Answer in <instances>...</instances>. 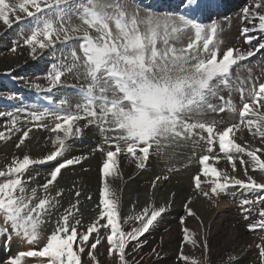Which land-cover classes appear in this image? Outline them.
I'll return each instance as SVG.
<instances>
[{"label": "snow or ice", "instance_id": "snow-or-ice-1", "mask_svg": "<svg viewBox=\"0 0 264 264\" xmlns=\"http://www.w3.org/2000/svg\"><path fill=\"white\" fill-rule=\"evenodd\" d=\"M181 5L182 12L153 9L136 0H0V22L5 26L10 28L14 22L30 18L27 33L22 34V44L14 43L13 53L27 47L29 55L36 59L38 54L55 49L58 44L67 47L74 40L78 42V47L62 53L43 77L48 91L61 86L62 78L67 75L87 81L78 90L79 102L74 106L68 99H62L53 102V107L23 110V120L11 112H0V116L10 118L8 135L0 131V140L22 133L15 144L16 149H21L34 127L46 128L53 134L50 139L54 147L42 160H35L27 153L22 158L14 155L0 169V240L10 245L15 239L28 246L27 250L10 256L6 264H27L26 258H35L36 264H83L85 253L91 264H101L96 253L102 241L107 244L109 259L130 264L126 251L130 242H137L133 252L140 249L139 238L165 208L149 204L140 214L124 218L125 224L131 220L137 223L130 230H124L120 197L112 187L113 180L122 179L119 171L122 156L130 157L138 169H144L152 154L160 155L172 143L191 140L195 149L203 142L207 145L206 154L199 156L200 169L193 180L197 190H201L203 183L210 184L211 188L210 192L201 190L200 194L210 199L232 186L244 191H264V182H257L248 171L250 167L252 171L264 173L261 158L264 148L250 149L237 142L238 134L246 129L264 144V82L253 80L251 69L247 80L238 77L233 81L232 77L233 67L264 50V43L246 53L235 47L223 49L224 26L197 19L206 7L205 0H181ZM241 11L242 21L252 24L251 28L243 27L241 35L245 43H251L250 32H264V0H251ZM249 83L251 87H245ZM32 87L42 86L33 82ZM222 90H228L227 99L220 94ZM233 90L239 91L242 107L237 108L234 103ZM215 100L219 103H214ZM21 111L17 109V113ZM237 112L239 120L234 122H226L222 117L208 119L210 114L235 115ZM47 117L54 120L53 126L41 123ZM81 121L86 122L84 127L95 125L103 139V145L96 149L104 156L99 169L98 212L86 229L81 230L82 214L81 218L77 214L82 193L76 190V202L46 232L43 225L51 222L52 213L60 206L58 198L63 195L62 189L55 196L51 191L62 170L81 159L64 158L68 141L82 133ZM21 124L31 126L24 128ZM217 143L233 172L239 161L246 180L229 176L209 163L218 164L221 159L214 152ZM240 154L246 155L249 161L246 163ZM51 161L56 166L48 172L45 182L29 189L28 185L39 175L28 176L31 167ZM168 178L157 176L152 188L161 179ZM239 203L247 220L253 205H264V197L241 199ZM190 204L191 197L185 205L187 215L196 216ZM258 215V222L248 224L250 231L257 227L264 229V206L259 208ZM180 223L184 225L185 220L182 218ZM182 233L178 260L183 264H202L199 258L183 251L185 245L201 246L196 234L186 226ZM203 247L207 253L206 241ZM257 249L259 264H264V245L257 244ZM203 264H208L206 255Z\"/></svg>", "mask_w": 264, "mask_h": 264}, {"label": "bare ground", "instance_id": "bare-ground-1", "mask_svg": "<svg viewBox=\"0 0 264 264\" xmlns=\"http://www.w3.org/2000/svg\"><path fill=\"white\" fill-rule=\"evenodd\" d=\"M250 3L249 0H231L228 2L227 7L230 6L233 12L237 13V19L234 16L231 17L229 28L223 25V49L232 46L240 50H253V48L250 49V47L244 48L241 46L242 43H239L240 35L236 40L231 42V44L233 43L232 45L228 46L227 40H232V36L228 37L226 32L232 26L233 20L235 22L234 25L242 24L241 27H252L250 23H240V18L242 17L241 10ZM28 19L23 20V23L24 21H28ZM19 23L20 22H14L12 27L9 28L0 22V45L4 43H8L9 47L14 45L15 37L12 36V31L20 27ZM27 24L28 23L25 22L21 27L29 26V24ZM241 27L239 34L241 33ZM260 33L264 32L253 31L250 32L249 35ZM74 41L70 42L68 45L73 44ZM43 53L38 54L36 59H33L29 55L27 47H20L15 53L1 50L0 48V112L5 114L11 112L15 115H19L21 120H23V110H30L26 107H28L27 104L30 102V100L27 101V99L29 96L31 97V91H42V93L50 99L51 103L62 100L58 92L55 91L59 88L52 89L50 92H54L49 94L47 92L48 90L45 89H32L30 91L26 88L25 84L23 86H16L13 84V88L20 87L23 89L19 95L14 96V98L17 99L15 102L12 101L14 100L12 94H8V92L16 94L17 90L2 91V89H6L10 85V83L4 81L5 79L8 81L9 79H12V81L16 79L20 82H29L31 81V76L36 77V72H39L41 69V64L38 63V60ZM51 65L48 66V69H50ZM259 67V70L257 68L253 70L252 76H258V72L264 70V63L260 64ZM241 76L246 80L249 73H245ZM78 80H80L81 83L82 80L86 81L83 77ZM81 83L76 82L78 85L72 84L66 86L68 88L79 85V87H82ZM66 86L63 90L65 94H67ZM67 95L68 97L65 98L68 100H72L75 104L79 102V99L73 95ZM35 108L37 109V106H35ZM17 109H21L22 111L17 113ZM31 110L34 109L32 108ZM213 115L215 114H212V116ZM218 117L219 119L222 117L226 122L239 120L238 113L236 115L221 113ZM0 119H3L4 122V126L0 127V131H4L5 134L8 135L6 128L10 126V118L4 115L0 116ZM41 123L51 127L54 124V120L51 117H47L41 121ZM85 123V121L79 122L82 133L80 136L73 137L68 141L69 148L64 153V158L80 157V162L63 169L61 175L58 177V183L51 191V195L55 196V192L62 189L63 195L58 198L60 200V206L52 213L50 218L51 222L43 225L44 229L48 232L55 227L56 219L64 213L65 209L76 202V190L82 193L79 197L80 213L77 214L78 218H81L80 214H82L83 228L81 230L86 229L94 216L97 215L99 190L101 187L98 173L104 156L101 151L96 149L97 146L103 145V139L95 125L84 127ZM30 126L31 124H21V127L24 128ZM21 134L22 133H14L11 134L10 139L0 140V169H3L14 155L22 158V156L27 153L35 160H42L45 155L54 150L50 139L53 134L46 128L34 127L25 145L21 149H16L15 144L18 142V138ZM203 135H205V133ZM237 142L250 149L264 148V144L261 143V140L258 139V137L253 138L246 129L242 134H238ZM104 147L107 149L106 145H104ZM206 147L207 145L201 142L200 145L194 149L191 140L172 143L164 148L160 155L152 154L149 166L144 169H138L135 163L131 161L130 157H121V167L119 171L122 175V179L118 178L113 180L112 187L117 189L118 195L121 197L120 220L124 230L128 231L132 227L137 226L135 220H131L125 224L124 218L140 214L149 204H152L156 208H165V211L154 221L149 230L139 238L140 242H142V247L140 249L133 252L132 248L137 242H130L126 250L129 253L127 259L130 264H183V262L178 260V257L183 242L182 228L185 226L196 234V238L201 244V246L197 248H193L191 245H185L183 251L186 255L197 257L202 263L206 255L208 264H259L257 244L264 245V229L259 227L251 231L248 229V224L256 223L258 220H245V214H242L239 202L241 199L257 200L260 197H264V191H244L238 186H232L220 192L218 195L211 196L210 199L205 198L200 194V191L210 192L211 185L203 183L201 185V190H197L194 185L193 177L199 173L200 165L198 157L206 154ZM193 151H195V155H193ZM214 152L219 155L221 159L218 164L215 161H209L212 166L218 167L229 176H235L239 179L246 180L244 168L239 165V161H236L237 170L233 172L232 165L223 157V153L219 152L218 143L214 146ZM240 155L245 159L246 163L249 161L246 155ZM261 158L264 159V155H261ZM57 159L60 160L61 158ZM157 164L161 166L164 165L167 168H173L174 170L176 169L177 172L172 174L173 170L170 176L164 171H161L162 173L159 171L157 172L156 169L159 170L156 168ZM55 166V161L33 165L31 171H29L27 175L36 176L37 173H39V175L28 185L29 189L43 184L48 172ZM82 166L85 167L82 168ZM248 171L257 182H264V173H261L259 170L252 171L250 167ZM165 175L169 178L167 180L161 179L158 181L157 187L153 189L151 186L152 181L156 179L157 176L163 177ZM89 196L95 200V203L97 198V204L93 205V202L91 203L88 199ZM189 197H191L190 207L196 213V216L187 215L185 205L188 203ZM262 206L264 205H253L252 211L248 214V217L249 215H257L259 208ZM196 217H199V219ZM182 218L185 220L184 225L180 223ZM233 218H235L234 221L232 220ZM45 219L48 220L49 218L45 217ZM205 241L208 245L207 253H205L203 247ZM16 242L17 241L14 239L9 245L6 241H0V264H6L4 260L7 248L9 250L7 254L10 255L15 252L14 246L19 250H26L28 248L26 244H21L20 242L16 244ZM153 249H156V251L153 252ZM96 254L101 264H118V260L115 258H108L106 247L103 245H98ZM83 264H91V261L86 255L83 259Z\"/></svg>", "mask_w": 264, "mask_h": 264}, {"label": "rangeland", "instance_id": "rangeland-1", "mask_svg": "<svg viewBox=\"0 0 264 264\" xmlns=\"http://www.w3.org/2000/svg\"><path fill=\"white\" fill-rule=\"evenodd\" d=\"M250 1L251 0H249V3H250ZM242 12V11H241ZM237 19V18H236ZM29 20L30 19H28V21H24V23H23V21H21L20 23H19V25H20V27H18V28H16V29H14V31H12V36H14L15 37V40H14V43H20V44H22V34H26L27 33V29H28V27L29 26H25V27H21V25H24L25 24V22L26 23H28L29 24ZM234 20H233V24H232V26L230 27V29L229 30H227L226 32H227V36L228 37H231L232 38V40L230 39V40H227L228 42H227V45L228 46H230V45H232L231 44V42H233L234 40H236V38L240 35L239 34V30H240V27H241V25L242 24H237V25H234ZM27 24V25H28ZM227 28H229V26L227 27ZM231 29H232V31H231ZM74 46V45H73ZM241 46L242 47H244V48H246L244 45H242L241 44ZM13 46H11V47H9V45H8V43H4V44H2V45H0V48H1V50H6V51H9V52H12L11 51V48H12ZM67 52V48H66V46H65V44H58L57 46H56V48L55 49H49V50H47V51H45L42 55H41V58L38 60V63L39 64H41V69H40V71L39 72H36V74H37V76L36 77H33V76H31L30 78H31V81H26V82H20V81H18V80H13L12 81V79L10 80L9 79V81L7 80V79H5L4 81H6V83L8 82V83H10V85H9V87L8 88H6V89H2V91H4V92H7V91H14V90H17V93L16 94H13V93H11V92H8V94H12V98H14V96L15 95H19L20 94V92L23 90V89H21L20 87H16V88H13L14 87V85H16V86H23L24 84L26 85V88H28L30 91L33 89V90H39V89H37V88H35V87H32V84H33V82H36V83H39L42 87L40 88V89H45V90H47V81L46 80H44L43 79V77L45 76V75H43V74H46L50 69H48V66L49 65H51V64H53V63H55V62H57V60H59L60 58H61V55H62V53H66ZM258 74H259V72H258ZM63 79V84L61 85V86H58L57 88H59V89H56L55 91H57L58 92V94H59V96H60V99H67V98H65V97H68V95L67 94H65V93H63V90H64V87L66 86V85H72V84H75V85H78V84H76V82H78V83H81V81L80 80H78L77 78H75L73 75H67L65 78H62ZM12 83H11V82ZM23 83V84H22ZM87 83V81H83L82 80V83H81V85L83 86V85H85ZM14 84V85H13ZM22 84V85H21ZM80 86V85H79ZM20 88V89H19ZM61 88V89H60ZM1 89V88H0ZM49 94H52V92H54V91H52V92H50V91H47ZM11 99V98H10ZM13 102H15V101H17V99L16 98H14V100H12ZM70 102H71V104L73 105H75V103L72 101V100H69ZM73 105V106H74ZM23 107V106H22ZM24 108V107H23ZM213 117H215L216 119H219V117L218 116H215V115H213L212 116V114H210L209 115V117H208V119H212ZM237 117V116H236ZM1 126H4V122H3V119H0V127ZM258 139H260V138H258ZM149 163H150V161L148 162V164L146 165V168L149 166ZM164 166V165H163ZM161 166V165H159V164H157V166H156V168H158L159 170H157L156 169V171L158 172H160V173H162L163 171L164 172H167L166 174L167 175H171V172H168L167 170L169 169V168H167L166 166ZM85 166H82V168H84ZM162 169V170H161ZM162 171V172H161ZM175 172H177V170L175 169L173 172H172V174L173 173H175ZM98 176H99V178H100V182H101V177H100V172L98 173ZM120 197V196H119ZM120 199H121V197H120ZM89 201L92 203L93 202V205L94 204H97V198H96V203H95V200H93L92 198L91 199H89ZM248 219H252V220H259V215L257 214H255V215H249V218ZM233 221L235 220V218H233L232 219ZM44 228V227H43ZM45 230V229H44ZM46 232H48L47 230H45ZM95 235V234H94ZM1 241V240H0ZM17 242H16V244H18V240H16ZM102 245L104 246V247H106L107 248V244H106V242H104V241H102ZM15 248H14V250H15V252H14V254H7V252L9 251L8 250V248H7V252L5 253V260H4V262H6L7 261V259L10 257V256H13V255H15L18 251H20L18 248H16V246H14ZM23 250H25V249H23ZM27 250V249H26ZM85 255H86V253L85 254H83L82 255V260L84 259V257H85ZM86 257H87V255H86ZM26 261H27V264H36V259L35 258H26ZM148 264H150V263H148ZM203 264V263H202Z\"/></svg>", "mask_w": 264, "mask_h": 264}]
</instances>
